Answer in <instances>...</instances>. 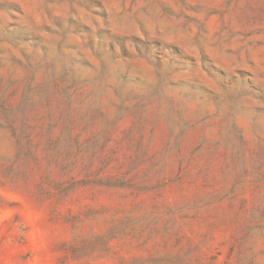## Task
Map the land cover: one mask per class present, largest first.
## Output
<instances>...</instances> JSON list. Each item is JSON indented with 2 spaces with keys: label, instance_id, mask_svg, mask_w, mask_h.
I'll return each mask as SVG.
<instances>
[{
  "label": "rangeland",
  "instance_id": "1",
  "mask_svg": "<svg viewBox=\"0 0 264 264\" xmlns=\"http://www.w3.org/2000/svg\"><path fill=\"white\" fill-rule=\"evenodd\" d=\"M0 264H264V0H0Z\"/></svg>",
  "mask_w": 264,
  "mask_h": 264
}]
</instances>
